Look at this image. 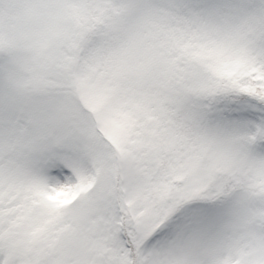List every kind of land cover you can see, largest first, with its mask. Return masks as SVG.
<instances>
[{
	"label": "snow or ice",
	"instance_id": "6c2138e0",
	"mask_svg": "<svg viewBox=\"0 0 264 264\" xmlns=\"http://www.w3.org/2000/svg\"><path fill=\"white\" fill-rule=\"evenodd\" d=\"M0 264H264V0H0Z\"/></svg>",
	"mask_w": 264,
	"mask_h": 264
}]
</instances>
